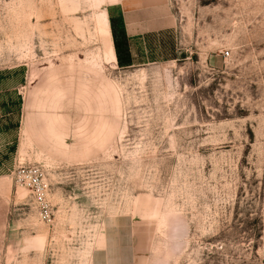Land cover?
<instances>
[{"label":"rangeland","instance_id":"374dc122","mask_svg":"<svg viewBox=\"0 0 264 264\" xmlns=\"http://www.w3.org/2000/svg\"><path fill=\"white\" fill-rule=\"evenodd\" d=\"M114 2L0 0V264H264V0H169L130 67Z\"/></svg>","mask_w":264,"mask_h":264},{"label":"crops","instance_id":"0c3cea01","mask_svg":"<svg viewBox=\"0 0 264 264\" xmlns=\"http://www.w3.org/2000/svg\"><path fill=\"white\" fill-rule=\"evenodd\" d=\"M113 7L118 21L114 51L123 67L149 60L161 45L174 39L177 21L169 0H115ZM7 185L5 176L0 175V246L7 229Z\"/></svg>","mask_w":264,"mask_h":264},{"label":"built area","instance_id":"2783aa9c","mask_svg":"<svg viewBox=\"0 0 264 264\" xmlns=\"http://www.w3.org/2000/svg\"><path fill=\"white\" fill-rule=\"evenodd\" d=\"M223 54L226 57L229 53L226 51ZM12 177L16 187L28 191L37 214L48 220L51 209L48 200V184L42 168L36 165L19 166L14 170Z\"/></svg>","mask_w":264,"mask_h":264}]
</instances>
